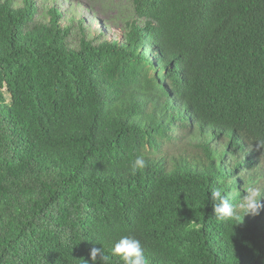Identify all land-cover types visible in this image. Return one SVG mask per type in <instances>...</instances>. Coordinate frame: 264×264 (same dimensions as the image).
I'll list each match as a JSON object with an SVG mask.
<instances>
[{"label": "trees", "instance_id": "obj_1", "mask_svg": "<svg viewBox=\"0 0 264 264\" xmlns=\"http://www.w3.org/2000/svg\"><path fill=\"white\" fill-rule=\"evenodd\" d=\"M52 2L0 0V264H124L123 236L148 264H264V212L210 199L264 193V0H132L117 35Z\"/></svg>", "mask_w": 264, "mask_h": 264}, {"label": "clouds", "instance_id": "obj_2", "mask_svg": "<svg viewBox=\"0 0 264 264\" xmlns=\"http://www.w3.org/2000/svg\"><path fill=\"white\" fill-rule=\"evenodd\" d=\"M264 149V140L255 143L254 150ZM147 165L143 156H137L132 161V170L143 169ZM213 213L223 220H241L247 216H257L264 212V193L257 188L247 187L237 204L230 202L229 197L220 189H213L210 194ZM113 256L120 257L124 264H148L140 240L132 236H123L111 248ZM91 264H109L110 257L105 255L102 247H93L90 251Z\"/></svg>", "mask_w": 264, "mask_h": 264}, {"label": "rangeland", "instance_id": "obj_3", "mask_svg": "<svg viewBox=\"0 0 264 264\" xmlns=\"http://www.w3.org/2000/svg\"><path fill=\"white\" fill-rule=\"evenodd\" d=\"M52 1L37 0L39 5L38 19L44 21L48 17L50 18L46 12V7L50 5L49 3H53ZM15 2L19 4L22 0H15ZM61 2L63 1L61 0ZM63 3L64 6H73L74 10L82 13V16L86 18H89L88 16L98 18L109 33L108 35H117L124 28L126 22L135 17L132 0H65ZM177 141L178 147L187 145V142ZM178 147L172 144L166 145L171 153H178Z\"/></svg>", "mask_w": 264, "mask_h": 264}]
</instances>
